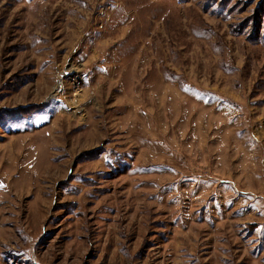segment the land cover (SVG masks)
<instances>
[{
	"label": "rangeland",
	"instance_id": "obj_1",
	"mask_svg": "<svg viewBox=\"0 0 264 264\" xmlns=\"http://www.w3.org/2000/svg\"><path fill=\"white\" fill-rule=\"evenodd\" d=\"M0 264H264V0H0Z\"/></svg>",
	"mask_w": 264,
	"mask_h": 264
}]
</instances>
